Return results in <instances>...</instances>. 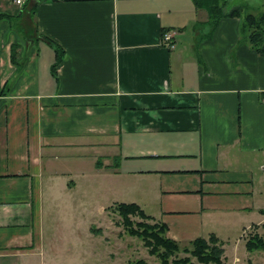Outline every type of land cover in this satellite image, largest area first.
<instances>
[{
  "label": "crops",
  "instance_id": "obj_1",
  "mask_svg": "<svg viewBox=\"0 0 264 264\" xmlns=\"http://www.w3.org/2000/svg\"><path fill=\"white\" fill-rule=\"evenodd\" d=\"M241 26L193 0H0V264H45V191L83 182L179 243L261 225L264 55Z\"/></svg>",
  "mask_w": 264,
  "mask_h": 264
},
{
  "label": "rangeland",
  "instance_id": "obj_2",
  "mask_svg": "<svg viewBox=\"0 0 264 264\" xmlns=\"http://www.w3.org/2000/svg\"><path fill=\"white\" fill-rule=\"evenodd\" d=\"M228 1V6L233 3L244 4L254 14H264V0ZM87 154L92 155L89 152ZM90 160L89 157L84 158L80 161L82 164L73 167L78 171L87 170V164L91 166ZM79 177L80 174L78 179ZM84 184L79 183L78 187L70 192L55 190L52 196L45 191L43 227L45 264H162L158 254L152 252L147 239L131 231L140 229L139 222L153 224L155 221L132 215L130 224L124 223L115 210L116 202L109 203V193L98 190L87 193ZM124 196L122 201L125 202L129 196L127 193ZM113 200L118 202L119 198L115 197ZM143 209L148 214L154 211L147 203L143 205ZM253 234L261 235L264 239V228L261 225H254L246 229L235 241V246L223 247L221 261L224 264H264V250L250 251L245 247V241ZM229 236L232 238L231 231ZM186 245L180 244V250L174 255L186 256L187 254L182 251ZM174 257H170L168 262ZM190 262L199 264L196 258L191 256Z\"/></svg>",
  "mask_w": 264,
  "mask_h": 264
},
{
  "label": "trees",
  "instance_id": "obj_3",
  "mask_svg": "<svg viewBox=\"0 0 264 264\" xmlns=\"http://www.w3.org/2000/svg\"><path fill=\"white\" fill-rule=\"evenodd\" d=\"M227 0H193L197 9H203L207 13V23L213 28L222 18L240 17L242 19V31L247 42L257 53L264 55V14H254L247 6L234 7L225 11ZM246 11V13H245ZM115 210L119 213L123 222L130 224V216L138 215L143 219L151 220L139 205L136 203H116ZM264 213V210H262ZM139 230H131L132 233L142 235L151 245L152 252L158 254L162 264H194L190 262V256L195 257L199 264L214 263L224 264L220 257L223 254L222 242L214 235L207 238L197 237L189 241L182 251L187 254L184 257L174 255L180 250V244L166 236L167 227L165 224L155 221L153 224L139 222ZM264 228V222L261 224ZM247 250H264V239L261 235L253 234L245 241ZM175 256L168 262V259Z\"/></svg>",
  "mask_w": 264,
  "mask_h": 264
},
{
  "label": "built area",
  "instance_id": "obj_4",
  "mask_svg": "<svg viewBox=\"0 0 264 264\" xmlns=\"http://www.w3.org/2000/svg\"><path fill=\"white\" fill-rule=\"evenodd\" d=\"M14 3L21 5L22 4V0H12ZM173 34L169 31H166L163 33L162 39L163 41H165L169 46L173 47V45L171 44V40H172Z\"/></svg>",
  "mask_w": 264,
  "mask_h": 264
}]
</instances>
